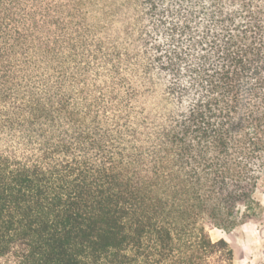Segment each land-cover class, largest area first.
I'll use <instances>...</instances> for the list:
<instances>
[{"label": "trees", "instance_id": "obj_1", "mask_svg": "<svg viewBox=\"0 0 264 264\" xmlns=\"http://www.w3.org/2000/svg\"><path fill=\"white\" fill-rule=\"evenodd\" d=\"M263 178L264 0H0V264H235Z\"/></svg>", "mask_w": 264, "mask_h": 264}, {"label": "rangeland", "instance_id": "obj_2", "mask_svg": "<svg viewBox=\"0 0 264 264\" xmlns=\"http://www.w3.org/2000/svg\"><path fill=\"white\" fill-rule=\"evenodd\" d=\"M261 213L230 229H214V239L223 237L234 248L235 264H264V178L257 193Z\"/></svg>", "mask_w": 264, "mask_h": 264}]
</instances>
